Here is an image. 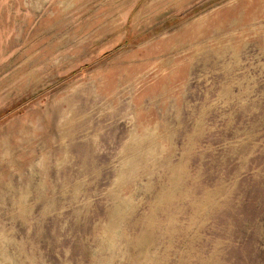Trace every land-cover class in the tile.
<instances>
[{
	"label": "rangeland",
	"instance_id": "rangeland-1",
	"mask_svg": "<svg viewBox=\"0 0 264 264\" xmlns=\"http://www.w3.org/2000/svg\"><path fill=\"white\" fill-rule=\"evenodd\" d=\"M0 264H264V0H0Z\"/></svg>",
	"mask_w": 264,
	"mask_h": 264
},
{
	"label": "bare ground",
	"instance_id": "bare-ground-1",
	"mask_svg": "<svg viewBox=\"0 0 264 264\" xmlns=\"http://www.w3.org/2000/svg\"><path fill=\"white\" fill-rule=\"evenodd\" d=\"M161 138V137H160ZM158 139V138H157ZM155 141V140H154ZM165 150V149H164ZM12 155V154H11Z\"/></svg>",
	"mask_w": 264,
	"mask_h": 264
}]
</instances>
